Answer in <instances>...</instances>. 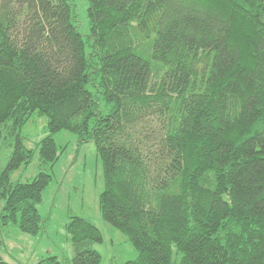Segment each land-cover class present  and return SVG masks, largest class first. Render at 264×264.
I'll return each instance as SVG.
<instances>
[{"label":"trees","instance_id":"1","mask_svg":"<svg viewBox=\"0 0 264 264\" xmlns=\"http://www.w3.org/2000/svg\"><path fill=\"white\" fill-rule=\"evenodd\" d=\"M83 1L87 35L71 0H0V136L15 142L0 227L45 225L51 174L11 176L41 117L43 164L64 130L96 146L102 217L138 252L125 264H264V0ZM67 231L73 264H101L99 228Z\"/></svg>","mask_w":264,"mask_h":264},{"label":"rangeland","instance_id":"2","mask_svg":"<svg viewBox=\"0 0 264 264\" xmlns=\"http://www.w3.org/2000/svg\"><path fill=\"white\" fill-rule=\"evenodd\" d=\"M71 2L77 8L80 30L87 35L86 2ZM48 134L46 118L33 117L27 123L21 135L25 146L34 150V157L11 175L15 182L28 183L41 172L51 174L52 182L38 208L45 225L36 235L24 233L14 225L0 227L4 260L9 264H38L56 256L61 264H73L75 250L67 226L75 217L89 220L102 232L104 241L95 247L102 255L101 264H125L135 260L138 252L128 237L102 217L99 197L104 189L103 166L94 143L78 145L77 135L64 130L54 136L59 160L46 165L41 160L39 146ZM14 148V141L0 136V172L9 163Z\"/></svg>","mask_w":264,"mask_h":264}]
</instances>
